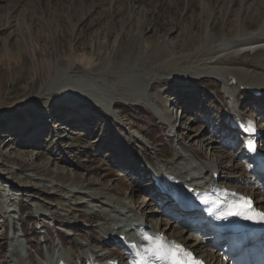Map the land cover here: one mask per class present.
<instances>
[{
    "label": "rangeland",
    "instance_id": "1",
    "mask_svg": "<svg viewBox=\"0 0 264 264\" xmlns=\"http://www.w3.org/2000/svg\"><path fill=\"white\" fill-rule=\"evenodd\" d=\"M239 1L0 0V264H16V242L27 246L17 264L57 256L90 264L92 253L125 262L127 251L105 234L113 223L129 228L123 196L134 202L131 219L143 214L150 225L163 217L164 230L181 235L184 215H161L165 193L148 183L140 154L166 181L178 179L181 165L216 163L219 179L264 205L251 161L235 158L246 150L231 109L259 128L264 149L263 96L245 94L242 85L231 98L219 77L185 79L214 65L189 62L195 41L230 37L233 20L244 18ZM244 19L249 31L260 24ZM161 45L168 50L156 55ZM99 196L102 206L92 202Z\"/></svg>",
    "mask_w": 264,
    "mask_h": 264
},
{
    "label": "bare ground",
    "instance_id": "2",
    "mask_svg": "<svg viewBox=\"0 0 264 264\" xmlns=\"http://www.w3.org/2000/svg\"><path fill=\"white\" fill-rule=\"evenodd\" d=\"M240 1H242V4ZM240 1L239 3H237V7L238 8L240 6L242 7L244 13L243 17L244 18L246 16L250 17L254 23L260 21L259 26L255 30L249 31L248 29L250 28V26L246 22L247 19L241 17V19L233 20V23L230 26L231 36L228 35L230 37L225 36L222 39L216 40L213 34H209L200 39H196L195 41L196 52L194 55L193 54L191 55L190 57L191 60L189 62H193V61L201 62L202 59L206 58V59H211V61L212 59L215 60L213 63L214 65L208 68L197 69L198 70L197 72L189 70V72H187V74L185 75V79L187 81L196 76H202V75L211 76L215 78L219 77L220 80L214 78L212 79L220 82L222 85L224 83L226 86H228V89L231 90L229 95L231 98L234 97V92L238 91L239 86L242 85H247V87H252L259 90L264 98V85L261 84L264 82V13L261 11L260 8V6L264 5V0H240ZM207 21L205 22V25H207ZM164 48L166 49V47L162 45L158 46V48L155 51V54L156 55L161 54L162 52H164L165 50ZM181 59L175 60L174 63L177 64V62L181 61ZM210 64H212V62L209 63V65ZM71 66H72V62H70L68 67H66L65 69H61L59 71L58 77L53 79L54 86L59 84L57 83V81L59 82L63 76H67L68 72H70ZM142 79L144 80V78ZM233 80L235 84L231 83ZM151 81H153L152 78L146 81L147 83H143L141 84V86L139 85L142 91L145 92V90H148V88H150L151 84L153 83ZM47 90L49 91L51 90V88H48ZM146 105L150 109H153V107L156 108L155 104L151 105L149 104V102L146 103ZM233 107H236V105L232 106L231 108L236 116L235 122L246 124V120L244 119V117H242L240 113L237 112V108L235 110L233 109ZM237 118H240V120H237ZM168 123L171 125L170 122ZM252 128L253 126L250 129ZM249 140H251L252 142L253 137H251ZM244 150L246 151H244L243 154H239L235 156V158L236 157L238 159L247 158L248 162L251 161L252 163V161L255 159L253 152L246 146V144ZM200 154L201 153H197V155L201 156ZM139 163H142V161L141 162L138 161L137 165H139ZM251 163L247 164V166L250 165L253 166ZM177 170H176L177 172L175 171L173 175H176V178L178 179H173V176H171L172 178L166 181L162 179L159 175H156L154 179H151L152 177H148L149 179L148 183L150 182V186L153 187L154 184L157 183L161 185V189L160 188H156V189L162 191V193H164L163 192L164 190L165 191L167 190L165 192L166 199H165V204L163 206V210L165 211L162 210L161 213V215L164 214L163 216H169V213L171 214V217L172 215H181L179 205H177L176 203L182 206V203H186V201L180 203L181 201L176 200V198H178V195L180 193L187 195L189 199H193L194 201L196 200L201 201V198L207 199L211 197V194L209 193L213 192V189L215 193L219 194L222 197H227L232 190H237V188L232 184H229L228 180H226L225 178L219 179L218 181L212 179V175H215V173L218 171V164L216 163H212L210 165L198 166L197 163L193 164V162L192 163L190 162L189 164L181 165V167H178ZM179 182H181L183 185H178ZM68 183L73 184L72 181ZM136 187L137 186H135V188ZM188 187L193 188L194 191L193 192L186 191ZM109 190L112 192L114 188ZM133 191H135L134 186L131 189V193ZM237 191L241 192L239 189ZM246 195L250 196V194H246ZM251 196L253 195L251 194ZM92 202L99 203V205L102 206L106 201L104 202V197L99 196V199H93ZM255 203H258V208L264 210V205L259 204L260 203L259 199H257ZM118 205L122 208L121 214L125 217H128V219L130 220L129 228L125 229L124 231H119L120 230L119 228L123 226L120 225L116 220V223H118V225H115L113 223L112 225L114 226L111 225L112 228L108 229L107 233L105 234L112 238L110 240L111 245L116 244L118 245L119 248H123L127 251L128 259L131 258L133 260L136 257V253H135L136 249L130 248L129 246L130 244L135 242L137 248L140 251V256H142L143 258H147L150 255V252L148 251L150 248V241L153 240L154 238H158L159 236H164L170 238L171 240H175L177 243H180L184 247L192 250V252H194L200 258L206 260L208 263H212L214 260L217 261L220 258H224L226 260L221 259V264H226V261L230 260L226 254H221L222 252L218 246L212 243V240L215 237L209 234L210 232L207 227L199 228L198 226L188 224L187 218L190 217V214L193 213L195 214L196 210L194 209H192L190 213L184 214L183 218L185 220L184 222L187 223V226L184 225L183 228L181 229L178 228L179 229L178 232H180L181 230L183 231L181 232V235L179 234L174 235V233H172V230H170L169 232H166V229L164 230L163 225L167 224V219H163V217L159 221L157 220L154 222L150 221L151 220L150 219L149 220V223L151 222L150 225L147 223L144 224L145 222H148V220L147 217H144L143 214L142 217L139 218L135 216L136 215L135 213V215L133 214L134 215L133 217L135 218L131 219L130 213L136 212V210L134 209V202L130 197L123 196V198L118 199ZM123 209L126 211H124ZM122 235L128 237L129 240H127L126 243L120 240ZM13 247L14 250L12 253L13 255L12 257L18 260L20 259V251H18L17 246L16 247L13 246ZM212 251L213 252L216 251L218 254L215 253L214 255ZM56 258H60V259L54 261L52 260L50 261L49 264H68L61 257L57 256Z\"/></svg>",
    "mask_w": 264,
    "mask_h": 264
},
{
    "label": "snow or ice",
    "instance_id": "3",
    "mask_svg": "<svg viewBox=\"0 0 264 264\" xmlns=\"http://www.w3.org/2000/svg\"><path fill=\"white\" fill-rule=\"evenodd\" d=\"M201 203L207 207L209 201L205 198H201ZM242 204L245 209H250V204L247 201H242ZM239 214H241L239 210L228 212L229 216ZM261 221H264V214H261ZM148 251L152 255L162 254L164 257H167V264H202V262L196 260L192 253L184 248V246L160 238H154L150 241V248Z\"/></svg>",
    "mask_w": 264,
    "mask_h": 264
}]
</instances>
